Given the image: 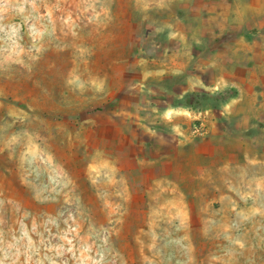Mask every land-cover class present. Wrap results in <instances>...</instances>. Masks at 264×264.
<instances>
[{
  "label": "rangeland",
  "instance_id": "1",
  "mask_svg": "<svg viewBox=\"0 0 264 264\" xmlns=\"http://www.w3.org/2000/svg\"><path fill=\"white\" fill-rule=\"evenodd\" d=\"M0 264H264V0H0Z\"/></svg>",
  "mask_w": 264,
  "mask_h": 264
}]
</instances>
